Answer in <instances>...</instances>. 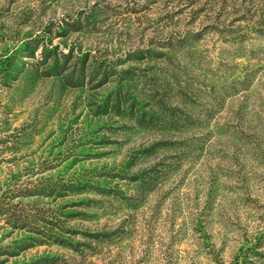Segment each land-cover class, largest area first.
I'll return each mask as SVG.
<instances>
[{
  "label": "rangeland",
  "instance_id": "1",
  "mask_svg": "<svg viewBox=\"0 0 264 264\" xmlns=\"http://www.w3.org/2000/svg\"><path fill=\"white\" fill-rule=\"evenodd\" d=\"M256 29L264 0H0V264H264Z\"/></svg>",
  "mask_w": 264,
  "mask_h": 264
},
{
  "label": "trees",
  "instance_id": "2",
  "mask_svg": "<svg viewBox=\"0 0 264 264\" xmlns=\"http://www.w3.org/2000/svg\"><path fill=\"white\" fill-rule=\"evenodd\" d=\"M251 33H254L253 35H262L264 36V30H261V29H256V30H253ZM249 37H253L252 35H249Z\"/></svg>",
  "mask_w": 264,
  "mask_h": 264
}]
</instances>
